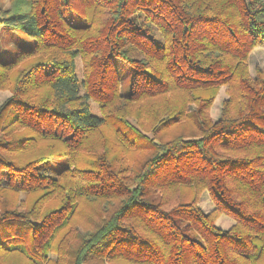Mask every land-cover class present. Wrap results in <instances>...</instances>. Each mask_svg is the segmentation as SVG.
I'll use <instances>...</instances> for the list:
<instances>
[{
	"label": "trees",
	"instance_id": "1",
	"mask_svg": "<svg viewBox=\"0 0 264 264\" xmlns=\"http://www.w3.org/2000/svg\"><path fill=\"white\" fill-rule=\"evenodd\" d=\"M22 1L24 6L0 11V26L30 38L11 61H0V87L23 55H33L42 45L55 51L16 74L13 97L0 107V191L1 185L29 192L70 184L61 204L39 217L1 205L0 250L25 252L41 264L51 238L72 216L74 200L102 196L117 200L116 208L76 237L69 264L105 258L133 264H263L264 245L258 243L264 241V74L249 79L246 60L254 47L264 46V0ZM140 4L144 20H137ZM101 7L106 19L96 25L92 13ZM91 29L95 33L86 36ZM80 54L90 68L82 80L74 64ZM114 58L134 69L130 101L162 100L152 121L158 134L179 123L182 107L166 118L158 115L172 108L174 99L192 90L208 95L191 100L196 110L190 124L199 133L153 140L118 117L90 113L91 99L105 106L117 97ZM223 85L231 93L212 122L208 109ZM29 87L50 96L35 103L27 96ZM168 93L171 103L161 99ZM106 121L127 145L153 153L130 168L121 163V148L113 155L101 153L80 172L83 185L74 183L76 170L69 164L55 177L43 171L53 155L24 164L12 159L28 150L27 140L13 139L16 128L61 134L76 154L88 132ZM191 181L201 182L217 209L252 232L220 231L192 199L171 206L155 198L156 192Z\"/></svg>",
	"mask_w": 264,
	"mask_h": 264
},
{
	"label": "rangeland",
	"instance_id": "2",
	"mask_svg": "<svg viewBox=\"0 0 264 264\" xmlns=\"http://www.w3.org/2000/svg\"><path fill=\"white\" fill-rule=\"evenodd\" d=\"M223 1V0H215ZM142 3V2H141ZM144 3V2H143ZM24 6L25 1L22 0H0V11L13 8L14 6ZM138 7L137 20H144L145 16L142 14L145 9L142 8L140 4ZM144 10V11H142ZM106 10L104 7L94 10L92 16L94 18V23L100 25L106 19ZM68 32H71L70 28L66 26ZM95 33L94 29L86 32L85 35H91ZM159 38V35H155ZM30 38L19 34L16 31H11L0 26V61L9 62L12 60L13 55L18 52V47L29 40ZM60 51L59 49H56ZM54 49L41 46V50L37 51L33 55H23L24 58L17 62V65L9 71L6 79L2 82L4 85L0 87V107L7 103L9 99L13 97L11 87L14 84V79L16 74L28 66L30 63L35 61L38 57H48L54 54ZM87 57V55H86ZM85 56L80 54L74 59L75 72L77 77L82 80L85 74L89 71V66L85 65ZM113 69L117 76V97L114 101H110L105 106L99 105L93 99L88 103L90 113L96 115L97 117L106 118L118 117L124 120L127 124H131L135 128H138L141 133L145 134L149 139H153L157 136L161 140H169L177 137L181 134L184 136L190 130L194 133H199L196 130L194 124H190V116L194 114L196 107L195 103L191 100L195 97L206 99L208 95H203L201 92H196L197 90L188 91V95L182 98L174 99L176 100L173 104H169L172 108H168L167 112L161 110L158 115L161 118H166L172 109H177L182 107V112L178 113L179 123L171 128L161 130V134L156 133L154 130V118L156 117V109L158 103L162 100H157L154 98H143L138 101L129 100V92L131 87V81L134 74V69L128 63L124 62L119 58H114ZM246 68L249 79L253 80L256 78L257 73L264 74V46L254 47L248 55L246 60ZM51 71V68L47 69ZM38 87H29L27 96H30L32 101L35 103L40 102L41 98L50 96L45 93L43 89H37ZM180 92V91H178ZM229 92L231 89L229 86L223 85L216 88L213 94L212 104L208 109V116L212 122H215L220 116L222 110V104L225 100L229 99ZM45 95V96H44ZM43 96V97H42ZM168 103H171L170 93L161 97L163 101L166 99ZM172 100V101H174ZM39 104V103H38ZM72 104V106H74ZM162 105V104H161ZM4 119L6 116L3 117ZM110 120V119H109ZM118 128L112 125L109 127L108 121L105 125H100L88 132L84 138L82 144L79 146L80 151L76 154L73 153L66 144L65 139L61 134H53L51 136L46 135L45 132L37 134L33 130L26 128H16L12 131L13 139L15 140H27V151H22L16 154L12 159L19 163L24 164L35 158H47L53 155L54 158L48 159L44 165L41 167L43 171L47 172L48 175L54 176L55 173L63 167V164H69L70 170H76L74 172L75 181L74 183H79L83 185L81 171L85 168H91V161L97 159V155L105 153L106 151H111V155L117 153L119 149H122L121 163L130 168L140 159H144L149 153H153V150L148 149L144 151L140 148H133L127 145L123 140H121ZM156 137V138H157ZM121 144V145H120ZM118 145V146H117ZM130 146V147H128ZM77 149V148H76ZM67 156H63L66 154ZM104 155V154H103ZM129 165V166H128ZM126 171V169H122ZM40 173L42 171H39ZM73 175V173H72ZM64 182V180H63ZM61 182V183H63ZM69 183H66L64 187H60L58 190H51L48 188L36 189L29 192L21 191L16 187H6L1 185L0 191V206L5 204L15 208L17 211H32L33 215L39 217L49 209L55 208L61 204L64 194L68 191ZM77 187V186H75ZM81 186H79L80 188ZM231 187H236L231 184ZM201 188V189H200ZM81 190V189H80ZM79 190V191H80ZM76 192H73L71 196L74 198ZM102 195V193H99ZM157 196V198H156ZM155 198L166 202L168 205H174L177 200L189 201L193 200L197 205L198 209L212 220V224L215 228L220 231H231L240 228L241 232L252 231L239 224L232 217L217 209L214 201L209 193V190L198 181H191L186 184H177L176 188H171L169 191H159L155 193ZM116 202L111 197H97L88 196L86 198H78L74 200V211L72 216L68 219L67 224L64 228H60L54 236L51 238L50 243L47 248L44 249V259L41 264H69V255L72 254V249L76 247L78 240L76 237L84 235L85 233L92 231L102 219V217L116 208ZM258 244H263L264 241ZM264 264V261H262ZM0 264H36L32 262L25 252H4L0 250ZM87 264V263H83ZM89 264H133L122 261L118 258L114 259H102V262H93Z\"/></svg>",
	"mask_w": 264,
	"mask_h": 264
}]
</instances>
